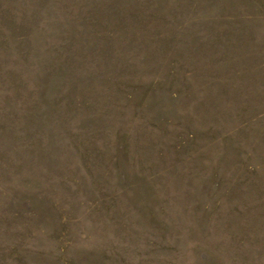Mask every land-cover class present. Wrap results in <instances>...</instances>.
Wrapping results in <instances>:
<instances>
[{
	"label": "rangeland",
	"instance_id": "374dc122",
	"mask_svg": "<svg viewBox=\"0 0 264 264\" xmlns=\"http://www.w3.org/2000/svg\"><path fill=\"white\" fill-rule=\"evenodd\" d=\"M0 264H264V0H0Z\"/></svg>",
	"mask_w": 264,
	"mask_h": 264
}]
</instances>
